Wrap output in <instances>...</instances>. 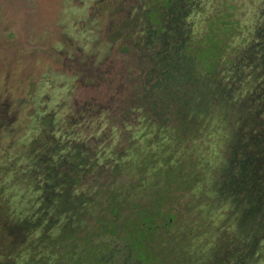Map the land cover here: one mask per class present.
Wrapping results in <instances>:
<instances>
[{
  "label": "rangeland",
  "instance_id": "1",
  "mask_svg": "<svg viewBox=\"0 0 264 264\" xmlns=\"http://www.w3.org/2000/svg\"><path fill=\"white\" fill-rule=\"evenodd\" d=\"M263 98L264 0H0V264L112 239L94 216L115 200L122 219L164 174L161 264H264Z\"/></svg>",
  "mask_w": 264,
  "mask_h": 264
},
{
  "label": "trees",
  "instance_id": "2",
  "mask_svg": "<svg viewBox=\"0 0 264 264\" xmlns=\"http://www.w3.org/2000/svg\"><path fill=\"white\" fill-rule=\"evenodd\" d=\"M199 60H202V58ZM209 63L210 61L205 64L209 65ZM191 119H194V117L191 116ZM164 175L166 176L162 187L156 192H152L153 194H151L150 198H145L142 202L145 204L132 203L134 202L133 199L123 201L124 204H130V208H128V214L124 215L122 219L117 213V210H121V208L118 205L116 206L115 200L111 202L109 207H105L103 210L100 209V214L94 216L97 229L113 238L109 237V240L107 239L105 242L103 241L94 246L87 243L89 242V236L84 237V245L80 246L77 251L71 248L70 251L64 252L65 258L61 261L62 264H161V255L157 256L154 254L155 244L150 243L149 238L153 233L164 230L167 227L163 223L158 224L156 219H160L161 213L164 211L162 209L165 208L166 204L174 202L170 192L173 189L176 191L178 188V185L173 180L175 179L174 177L171 176L168 179L167 174ZM1 211L3 209L0 208ZM2 213L1 222L5 221ZM171 220L170 216L166 219L169 226L172 223ZM143 221H149L148 225L150 224L151 226L149 228L151 233L145 231ZM118 242L122 246L120 250L116 246ZM173 256H175V259L173 258L174 262L170 264H180V260L179 263L175 262L176 256H180L178 252H173ZM165 264L169 263L165 262Z\"/></svg>",
  "mask_w": 264,
  "mask_h": 264
},
{
  "label": "flooded vegetation",
  "instance_id": "3",
  "mask_svg": "<svg viewBox=\"0 0 264 264\" xmlns=\"http://www.w3.org/2000/svg\"><path fill=\"white\" fill-rule=\"evenodd\" d=\"M219 100V99H218ZM263 100H264V98H263ZM222 102V101H221ZM257 111H258V109H256ZM245 116H248V115H243L242 116V118H244ZM262 140V139H261ZM251 142L253 143H251V145L254 147L255 146V144L258 142V141H254V140H251ZM236 145H237V143H236ZM242 148L238 145L237 147H236V150H241ZM256 148H254V150H255ZM256 153V152H255ZM239 154H241L242 155V159L240 158V160H239V164H238V166H240V168H241V171L243 172L244 170H246V167H247V165H248V163L250 164L251 162H252V160L255 158L256 159V157L252 154V156H253V158H251V156H249L248 154H246V153H244L242 150L239 152ZM262 155V154H261ZM260 154H258V156L259 157H263V156H261ZM225 165H227V164H225ZM223 172V171H222ZM237 174V173H236ZM235 174V175H236ZM249 174L250 175H246V174H241V176H242V178H243V181H241V184H239V185H237V186H239V187H241L243 190H244V201H245V203L247 204H245L244 203V201L242 200V201H239V203H240V205H238V206H240L241 207V213L237 216V220H238V222L241 224V225H243V221H244V227L243 226H240L239 225V227L241 228L242 227V229L241 230H246V228H247V226H246V222L247 221H254V222H248V223H250V225H254V224H256L257 223V220L259 219V218H261L260 216H256V213L254 214V210L256 211V210H258L257 208H261L260 207V205H261V201L260 200H257L256 198H255V196H253L254 195V193L253 192H260L261 191V188L259 187V186H257V185H254V181H253V178H252V176H253V174L251 175V172H249ZM235 175H232V177H234ZM218 185H222V183L221 182H219L218 183ZM227 186H229V185H227ZM222 188V187H221ZM233 189H236L235 187L233 188ZM256 195V194H255ZM239 198H241V196H239ZM242 199H243V195H242ZM260 201V202H259ZM244 204L246 205V207L244 206ZM263 208V207H262ZM237 212L238 211H236V214H235V210H233V214H235V215H237ZM243 219V220H242ZM242 220V221H241ZM236 228V227H235ZM236 229H238V231H239V228L237 227ZM248 229V228H247ZM248 231H250L249 229H248ZM252 235H253V233H252ZM251 235V236H252Z\"/></svg>",
  "mask_w": 264,
  "mask_h": 264
}]
</instances>
